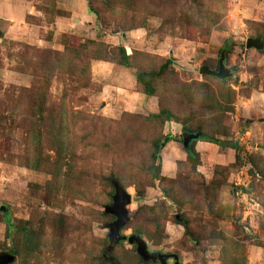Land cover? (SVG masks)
I'll use <instances>...</instances> for the list:
<instances>
[{
    "label": "rangeland",
    "instance_id": "1",
    "mask_svg": "<svg viewBox=\"0 0 264 264\" xmlns=\"http://www.w3.org/2000/svg\"><path fill=\"white\" fill-rule=\"evenodd\" d=\"M247 38L264 42V0H0V252L156 264L126 241L105 254L116 179L131 196L121 233L149 252L264 264V48ZM221 51L231 76L200 74ZM183 130L234 148L197 141L189 158Z\"/></svg>",
    "mask_w": 264,
    "mask_h": 264
},
{
    "label": "water",
    "instance_id": "2",
    "mask_svg": "<svg viewBox=\"0 0 264 264\" xmlns=\"http://www.w3.org/2000/svg\"><path fill=\"white\" fill-rule=\"evenodd\" d=\"M246 48H253L261 50L264 48V42H261L259 38H247L245 41ZM224 52L221 51L218 59V67L216 70H211L205 66L199 68V73L202 75H209L218 79H225L231 76V73L224 67ZM198 134H186L182 135V147L187 148L191 139H196ZM220 146L234 148L233 143L221 142ZM111 185L113 187V195L111 196V204L104 207V213L113 217V220L106 225L107 241L108 244L105 248V254L111 252V250L122 241H126L129 245L135 247V252L142 262H151L159 264H168V260H172V264H181L179 258L175 254H165L158 251L149 252L145 241L136 234L124 235L121 233L122 228L128 222V213L126 206L131 202V196L126 190L118 183V181L112 179ZM14 260V257L6 252H0V264H10Z\"/></svg>",
    "mask_w": 264,
    "mask_h": 264
},
{
    "label": "trees",
    "instance_id": "3",
    "mask_svg": "<svg viewBox=\"0 0 264 264\" xmlns=\"http://www.w3.org/2000/svg\"><path fill=\"white\" fill-rule=\"evenodd\" d=\"M119 50H120V64L123 65L124 67H128V65H129L128 64V59H129L128 55H126V53H125L123 48L119 47ZM225 52H227V50ZM169 63H170V61L167 60L166 64H169ZM149 75H154V74L150 73ZM144 76L145 75L142 74V73H137L135 75L136 81H137V83L139 85H141L143 87V90H144L145 94H147L148 96H152L154 91H153L152 87L147 82H145ZM160 115H164V120L165 121H171L172 120L171 114L169 112L165 111V110L159 111V113L154 115V117H158ZM184 133L192 134V135L193 134H198V137L196 139H191L189 141V143H188L187 148L184 149L187 157H189V158H193L195 156V152H194V149H193V144L196 143L197 141L208 142V143H212V144H215V145H218V146H220V143H221L220 140L214 138L213 136H208L206 134H202L200 131L191 132V131L183 130L182 131V135ZM170 140H174V139H172L169 135H167L166 137H164V139L160 143H156V142L153 143V150H152V154H151L152 164L150 165L148 170L151 172V174H152L154 179H156L158 177V172H157L158 163L157 164H155V163H156V160L157 161L159 160L158 154H159L160 148L163 147L164 144L167 143ZM114 180H116V179H114ZM116 181H118V180H116ZM176 218H177V220H179L178 217H176ZM7 223H8V226L10 227L8 220H7ZM24 232H25L26 242H29L30 241V237H29V234H27L28 233L27 230H24ZM6 253H8V252H6ZM8 254L12 255L14 257V259H15L14 254H11V253H8ZM102 257H103L104 260L108 259L109 261H111V257H110L109 254H108L107 258H105V256H102ZM13 261L10 264H12ZM156 264H158V263H156Z\"/></svg>",
    "mask_w": 264,
    "mask_h": 264
},
{
    "label": "crops",
    "instance_id": "4",
    "mask_svg": "<svg viewBox=\"0 0 264 264\" xmlns=\"http://www.w3.org/2000/svg\"><path fill=\"white\" fill-rule=\"evenodd\" d=\"M175 142L173 140H170L168 141L167 143H165V145L163 146V148H165V150L167 149L168 151H170V153H166L167 155H175V152H174V149H173V146H171V144H174ZM209 144H212V143H209ZM214 145V144H213ZM172 153V154H171ZM174 158V156L171 157V159ZM171 170V167H169V170ZM166 171V172H168Z\"/></svg>",
    "mask_w": 264,
    "mask_h": 264
},
{
    "label": "flooded vegetation",
    "instance_id": "5",
    "mask_svg": "<svg viewBox=\"0 0 264 264\" xmlns=\"http://www.w3.org/2000/svg\"><path fill=\"white\" fill-rule=\"evenodd\" d=\"M172 261V260H171ZM171 264H172V262H171Z\"/></svg>",
    "mask_w": 264,
    "mask_h": 264
}]
</instances>
